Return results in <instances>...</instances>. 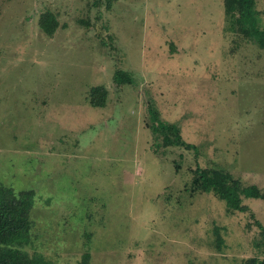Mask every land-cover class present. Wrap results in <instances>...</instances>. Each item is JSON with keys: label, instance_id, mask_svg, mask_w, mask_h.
Listing matches in <instances>:
<instances>
[{"label": "rangeland", "instance_id": "1", "mask_svg": "<svg viewBox=\"0 0 264 264\" xmlns=\"http://www.w3.org/2000/svg\"><path fill=\"white\" fill-rule=\"evenodd\" d=\"M92 4L0 0V184L35 192L25 251L52 264L86 250L89 264L263 258L264 200L229 214L187 189L199 166L264 192V50L224 32L223 0ZM256 8L264 27V0ZM116 69L133 83L115 87ZM94 86L108 93L101 108ZM148 101L196 152L153 147Z\"/></svg>", "mask_w": 264, "mask_h": 264}, {"label": "trees", "instance_id": "2", "mask_svg": "<svg viewBox=\"0 0 264 264\" xmlns=\"http://www.w3.org/2000/svg\"><path fill=\"white\" fill-rule=\"evenodd\" d=\"M116 0H93L92 6L109 9ZM224 32L234 39L242 40L256 45L264 50V27L261 25L260 13L256 8V0H223ZM55 15L46 10L38 18L40 30L51 37L57 28ZM115 87L131 85L132 77L122 70H117L113 75ZM107 91L103 86L91 87L88 91L89 105L93 108H101L106 101ZM147 128L153 141V147L183 149L196 152V147L186 143L181 136V130L177 123L163 121L151 101L147 102ZM163 154V153H162ZM180 157V156H179ZM175 164L177 162L175 161ZM178 165H176L175 169ZM192 177L187 191L195 193L212 194L224 204L225 212L244 213L248 210L243 204L244 200H264V192L255 185L244 186L239 179L231 173L219 167L201 168L195 166L191 172ZM35 192L33 190H21L15 192L13 188L0 184V264H52L41 254L29 255L25 248L31 243L32 220L31 212L34 205ZM259 231V240L256 247L264 251V227L256 222ZM217 247L222 245V239L214 230ZM89 237V235L87 236ZM89 239H87L88 241ZM89 251L83 252L77 264H89ZM243 264H264V257L248 258Z\"/></svg>", "mask_w": 264, "mask_h": 264}]
</instances>
